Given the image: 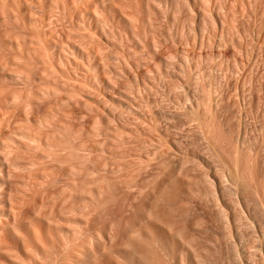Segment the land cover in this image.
Wrapping results in <instances>:
<instances>
[{
	"label": "rangeland",
	"instance_id": "374dc122",
	"mask_svg": "<svg viewBox=\"0 0 264 264\" xmlns=\"http://www.w3.org/2000/svg\"><path fill=\"white\" fill-rule=\"evenodd\" d=\"M0 264H264V0H0Z\"/></svg>",
	"mask_w": 264,
	"mask_h": 264
}]
</instances>
